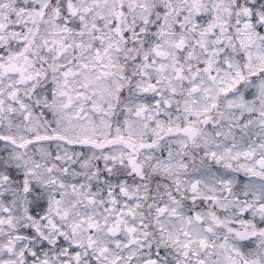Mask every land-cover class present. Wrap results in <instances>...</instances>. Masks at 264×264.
Returning <instances> with one entry per match:
<instances>
[{"label":"snow or ice","instance_id":"1","mask_svg":"<svg viewBox=\"0 0 264 264\" xmlns=\"http://www.w3.org/2000/svg\"><path fill=\"white\" fill-rule=\"evenodd\" d=\"M0 264H264V0H0Z\"/></svg>","mask_w":264,"mask_h":264}]
</instances>
